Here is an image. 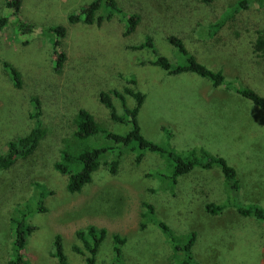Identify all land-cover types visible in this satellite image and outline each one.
Returning <instances> with one entry per match:
<instances>
[{"label": "rangeland", "instance_id": "374dc122", "mask_svg": "<svg viewBox=\"0 0 264 264\" xmlns=\"http://www.w3.org/2000/svg\"><path fill=\"white\" fill-rule=\"evenodd\" d=\"M6 1L0 0V17L8 18L0 31V154L34 126L30 115L37 107L47 133L34 158L0 170V264H9L15 255L11 219L22 214L35 226L23 249L30 264H58L52 255L56 234L63 238L69 264H86L73 246H82L76 230L90 224L107 229L96 264L114 261L113 234L124 239L119 264H182L175 245L183 246L191 232H196L192 253L201 264H264V221L243 216L231 205L219 214L205 209L208 203L231 202L219 167H196L171 185L163 175L170 174L169 163L158 153L143 151L137 161L141 150L107 139L102 131L83 141L74 135L80 108L89 110L104 131L126 134L132 125L124 105L132 107L135 101L125 90L140 91L145 100L137 118L148 140L182 155L203 147L224 157L236 168L241 205L264 207L262 111L224 85L214 87L191 72L169 74L154 64L156 53L173 64L181 62L167 41L176 35L199 61L222 70L227 81L264 95V52L254 50L264 30V0H252L214 34L212 24L237 0H117L124 12L100 25L68 19L92 0H23L16 16ZM105 12L102 7L96 16ZM126 14L140 16L129 35L124 34ZM21 21L33 30L25 33ZM59 25L66 36L55 46L58 37L50 28ZM147 36L155 51L130 48ZM56 49L66 54L60 69ZM11 68L18 72L19 87ZM102 91L110 94L124 121L112 119L100 100ZM100 145L112 148L91 181L79 192H68L66 176L53 167L60 152ZM41 205L46 211L38 209ZM158 221L180 239L176 244Z\"/></svg>", "mask_w": 264, "mask_h": 264}, {"label": "trees", "instance_id": "16d2710c", "mask_svg": "<svg viewBox=\"0 0 264 264\" xmlns=\"http://www.w3.org/2000/svg\"><path fill=\"white\" fill-rule=\"evenodd\" d=\"M23 0H7L6 6L12 10L13 15H19L22 8ZM204 2L214 4L215 0H203ZM252 3V0H237L235 5L224 12L218 21L212 24L210 34L216 33L224 24L230 20L236 11L247 10ZM105 8V15H97V12L102 8ZM123 9L118 4L117 0H92L85 5L78 13L71 14L69 21L72 23L84 22L85 24L92 25L95 22L100 25L104 21L111 20L115 14L122 13ZM124 12V11H123ZM127 28L124 34H131L135 31L137 24L139 23L140 16L137 14H126ZM8 23V18L0 17V31ZM21 26L25 27V33H29L33 30L31 24L20 22ZM52 31L56 34L55 46L60 45V40L66 36V29L62 25L51 27ZM167 41L176 48L181 62L173 64L166 56L155 54L156 59L154 64L161 69L167 71L169 74H182L191 72L201 78L207 79L214 87L222 86L233 90L241 97L250 101L253 105L258 107L264 114V95L256 91L254 88L247 86H239L227 81L222 70H214L208 67L203 62L199 61L186 47L183 40L176 35H169ZM131 49L141 50L149 48L155 51L154 43L151 37H146L143 42L130 46ZM254 50L257 53L264 52V30L260 31L255 42ZM66 59V54L63 51L58 52L56 49V69H60L63 66V62ZM9 66L8 63H5ZM11 65V64H10ZM13 79L17 87L21 86L18 72L11 68ZM132 82L135 83L134 80ZM127 92L135 101L132 107L124 105L125 115L130 121L132 128L126 134H117L113 132L104 131L96 122L93 114L87 110L80 108L76 112L74 124V135L79 140H85L91 136L96 135L99 132H104L107 139H111L116 143H120L124 146H130L132 149L141 150L137 161L143 156V151H151L158 153L164 157L169 163L170 174H163L166 180L171 184L177 182V178L194 168L199 167L202 169H210L217 166L223 173L226 187L230 193L231 202L229 204H215L208 203L205 209L210 214H219L224 208L231 205L237 212L243 216H253L258 220L264 221V207L259 205H241L239 201L240 184L237 177L236 168L230 165L227 160L222 156L211 154L208 150L201 147L198 150H192L187 155H182L175 151L173 148L157 144L151 140H148L142 133L140 125L138 123V113L145 100V94L140 91H134L126 88ZM116 93V92H115ZM123 99V97H121ZM100 100L109 109H111V117L115 121H124L125 116L118 115L111 102L109 93L101 92ZM37 101V100H36ZM39 102L37 101V104ZM34 121V126L22 136L16 137L7 144V148L4 153L0 154V170H7L17 163V161L30 160L39 153L41 144L46 136L47 130L44 126L42 113L39 107L36 111L30 115ZM170 136V131H167ZM112 147L106 145L100 146H83L80 150L73 151L64 149L60 152L59 159L54 163L53 167L60 175L66 176V190L70 193H76L81 191L84 185L91 181L93 172L101 163V158L109 152ZM118 165V159H115L111 163V171L115 172ZM39 188L42 184L36 183ZM40 211H46V208L41 205L38 207ZM150 209H152L150 207ZM26 214L21 215L19 219L15 217L11 219L15 225V238H14V256L9 260V264H30L23 254V249L26 246L27 238L30 233L35 230V226L26 222ZM158 224L162 231L170 238V240L176 244L180 239L176 237L170 230V228L163 222L158 221ZM76 238L82 243V246L74 245L73 250L81 255L85 256L86 264H96V255L99 247L105 237L107 236V229L104 227H98L93 224L88 225L86 228L78 229L75 232ZM196 239V232H191L186 237V242L183 246L179 244L175 245L177 251H182V264H201L195 260L192 253V246ZM113 240V252L115 259L110 264H119L122 260V245L124 239L118 234L112 235ZM54 252L52 255L57 259L58 264H69L63 245V238L60 234H56L54 238Z\"/></svg>", "mask_w": 264, "mask_h": 264}]
</instances>
